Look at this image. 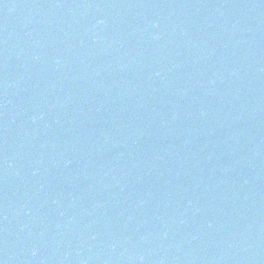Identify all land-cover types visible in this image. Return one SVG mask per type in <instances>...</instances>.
<instances>
[{
    "label": "water",
    "instance_id": "water-1",
    "mask_svg": "<svg viewBox=\"0 0 264 264\" xmlns=\"http://www.w3.org/2000/svg\"><path fill=\"white\" fill-rule=\"evenodd\" d=\"M0 264H264V0H0Z\"/></svg>",
    "mask_w": 264,
    "mask_h": 264
}]
</instances>
